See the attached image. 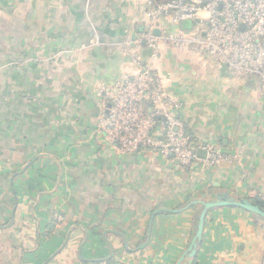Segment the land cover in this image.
I'll return each instance as SVG.
<instances>
[{
  "label": "crops",
  "instance_id": "0c3cea01",
  "mask_svg": "<svg viewBox=\"0 0 264 264\" xmlns=\"http://www.w3.org/2000/svg\"><path fill=\"white\" fill-rule=\"evenodd\" d=\"M146 10V0H0V264H176L200 202L225 193L264 208V98L194 53L160 43L155 68L171 73L164 87L200 158L212 147L231 161L184 170L158 151L118 155L99 132L98 89L135 73L131 54L149 57ZM181 264H264V220L208 211Z\"/></svg>",
  "mask_w": 264,
  "mask_h": 264
},
{
  "label": "built area",
  "instance_id": "2783aa9c",
  "mask_svg": "<svg viewBox=\"0 0 264 264\" xmlns=\"http://www.w3.org/2000/svg\"><path fill=\"white\" fill-rule=\"evenodd\" d=\"M148 29L143 39L149 57L131 54L134 74L98 89L102 114L98 130L118 155L158 151L184 170L204 162L213 167L232 156L205 148L206 158L178 117L180 102L164 87L171 73L160 75V43L198 55L234 81L252 80L264 98V0H146ZM164 20L172 28L157 25ZM188 30H182L184 22ZM155 30L159 32L156 34ZM105 264V263H99Z\"/></svg>",
  "mask_w": 264,
  "mask_h": 264
},
{
  "label": "water",
  "instance_id": "95a60500",
  "mask_svg": "<svg viewBox=\"0 0 264 264\" xmlns=\"http://www.w3.org/2000/svg\"><path fill=\"white\" fill-rule=\"evenodd\" d=\"M183 26L186 29L190 28V22L188 21L184 22ZM158 32H159L158 30H155L156 34ZM197 155L201 157L199 152H197ZM200 205L202 206V210L198 216L196 232L190 241L187 251H185L181 255V257L178 259L176 264H181L184 261V259L194 258L196 256L197 248L202 238L205 217L208 211L218 208V207H232V208H237V209L247 211L264 220V208L246 199L232 200L228 198L227 194L225 193H220L217 196L216 200L213 202H206V203L200 202ZM165 211H168V210H165Z\"/></svg>",
  "mask_w": 264,
  "mask_h": 264
},
{
  "label": "trees",
  "instance_id": "16d2710c",
  "mask_svg": "<svg viewBox=\"0 0 264 264\" xmlns=\"http://www.w3.org/2000/svg\"><path fill=\"white\" fill-rule=\"evenodd\" d=\"M107 264H115L114 262H107Z\"/></svg>",
  "mask_w": 264,
  "mask_h": 264
},
{
  "label": "rangeland",
  "instance_id": "374dc122",
  "mask_svg": "<svg viewBox=\"0 0 264 264\" xmlns=\"http://www.w3.org/2000/svg\"><path fill=\"white\" fill-rule=\"evenodd\" d=\"M10 64V63H9Z\"/></svg>",
  "mask_w": 264,
  "mask_h": 264
}]
</instances>
